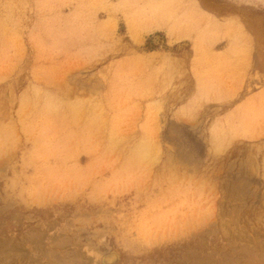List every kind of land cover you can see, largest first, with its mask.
<instances>
[{
    "label": "rangeland",
    "instance_id": "374dc122",
    "mask_svg": "<svg viewBox=\"0 0 264 264\" xmlns=\"http://www.w3.org/2000/svg\"><path fill=\"white\" fill-rule=\"evenodd\" d=\"M0 264H264V0H0Z\"/></svg>",
    "mask_w": 264,
    "mask_h": 264
},
{
    "label": "bare ground",
    "instance_id": "6f19581e",
    "mask_svg": "<svg viewBox=\"0 0 264 264\" xmlns=\"http://www.w3.org/2000/svg\"><path fill=\"white\" fill-rule=\"evenodd\" d=\"M237 1V0H236ZM243 11L244 17H247L248 13H250V10L248 8L241 9V6L239 3H236L235 5V12L236 14H240ZM251 14V13H250ZM236 16V15H235ZM240 42V41H239Z\"/></svg>",
    "mask_w": 264,
    "mask_h": 264
}]
</instances>
